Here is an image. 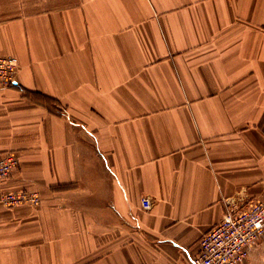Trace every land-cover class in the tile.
Returning <instances> with one entry per match:
<instances>
[{
	"label": "crops",
	"instance_id": "1",
	"mask_svg": "<svg viewBox=\"0 0 264 264\" xmlns=\"http://www.w3.org/2000/svg\"><path fill=\"white\" fill-rule=\"evenodd\" d=\"M0 56V264H193L263 194L264 0H0Z\"/></svg>",
	"mask_w": 264,
	"mask_h": 264
},
{
	"label": "built area",
	"instance_id": "2",
	"mask_svg": "<svg viewBox=\"0 0 264 264\" xmlns=\"http://www.w3.org/2000/svg\"><path fill=\"white\" fill-rule=\"evenodd\" d=\"M17 60L0 56V88H8L15 82ZM13 153H0V182L7 180L17 167ZM40 197L35 191L6 192L0 196V204L12 209L27 205L35 207ZM143 209L150 208L148 198L141 199ZM264 237V192L244 207L226 212L220 222L209 229L199 240V253L193 264H243L261 238Z\"/></svg>",
	"mask_w": 264,
	"mask_h": 264
},
{
	"label": "rangeland",
	"instance_id": "3",
	"mask_svg": "<svg viewBox=\"0 0 264 264\" xmlns=\"http://www.w3.org/2000/svg\"><path fill=\"white\" fill-rule=\"evenodd\" d=\"M261 240H263V241H262V244L260 245L259 248H260V250H264V237L261 238ZM261 240H260V241H261ZM260 241H259V242H260ZM261 254L263 255L264 252H262ZM258 263H260V264H264V258H263V257H262V258L259 257V262H258Z\"/></svg>",
	"mask_w": 264,
	"mask_h": 264
}]
</instances>
